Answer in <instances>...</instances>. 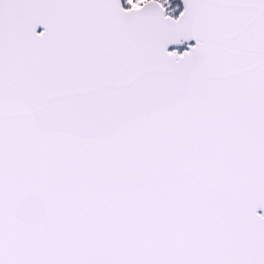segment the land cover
Segmentation results:
<instances>
[{
	"label": "snow or ice",
	"instance_id": "1",
	"mask_svg": "<svg viewBox=\"0 0 264 264\" xmlns=\"http://www.w3.org/2000/svg\"><path fill=\"white\" fill-rule=\"evenodd\" d=\"M0 264H264V0H0Z\"/></svg>",
	"mask_w": 264,
	"mask_h": 264
},
{
	"label": "rangeland",
	"instance_id": "2",
	"mask_svg": "<svg viewBox=\"0 0 264 264\" xmlns=\"http://www.w3.org/2000/svg\"><path fill=\"white\" fill-rule=\"evenodd\" d=\"M176 2H179V0H176Z\"/></svg>",
	"mask_w": 264,
	"mask_h": 264
}]
</instances>
